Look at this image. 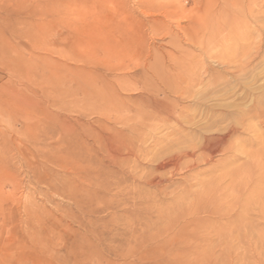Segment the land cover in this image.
<instances>
[{
	"label": "rangeland",
	"instance_id": "rangeland-1",
	"mask_svg": "<svg viewBox=\"0 0 264 264\" xmlns=\"http://www.w3.org/2000/svg\"><path fill=\"white\" fill-rule=\"evenodd\" d=\"M258 136L264 0H0V264H264Z\"/></svg>",
	"mask_w": 264,
	"mask_h": 264
},
{
	"label": "bare ground",
	"instance_id": "bare-ground-1",
	"mask_svg": "<svg viewBox=\"0 0 264 264\" xmlns=\"http://www.w3.org/2000/svg\"><path fill=\"white\" fill-rule=\"evenodd\" d=\"M261 143H264V141H262V139H263V136L262 137H260V136H258V138H257ZM206 142L207 143H209L210 144V142H212L214 145H215V147L216 148H219V149H221V147H225L226 146V139L224 138V137H221V138H219V139H216V138H213V137H211V138H207L206 139ZM207 145L206 147H208V146H210V145ZM235 145V144H234ZM233 147L234 146H232V145H228L226 148H223L222 149V152H225V151H231L232 149H233ZM206 149V148H205ZM212 149V148H211ZM213 151L215 150V149H212ZM235 150H236V148H235ZM259 150V149H258ZM220 151V150H219ZM256 153H252V152H250V153H248L246 156V158H247V160H248V163L246 164L247 166H249V169L248 170H244L245 168H242V169H238L237 170V172L236 173H230V180L231 181H236L238 178H239V180H240V183H243V182H245V183H248V182H251L250 180L251 179H254V177H252L253 175H252V171L250 170V168H252V167H256V168H260V166L262 165V161H263V156H264V146L262 147V149L261 150H259V151H255ZM205 153V152H204ZM205 155H207V153L205 154ZM210 155V154H209ZM243 166V165H242ZM251 166V167H250ZM246 167V166H245ZM239 172H241L242 174V176L241 177H238L239 175H237V173H239ZM252 175V176H251ZM243 178H245V181H244V179ZM220 179L221 178H219V180H218V183H219V181H220ZM261 181H262V177H261V179H260ZM238 182V181H237ZM237 182L235 183V184H237ZM217 183V182H216ZM214 184V186H216V185H218V184ZM220 184V183H219ZM231 184V183H230ZM229 184V186H231ZM234 184V185H235ZM238 184H239V182H238ZM240 185V184H239ZM210 186L212 187L213 185L212 184H210ZM207 187H209V186H207ZM206 187V188H207ZM217 187V186H216ZM216 187H215V189H216ZM234 187V186H233ZM218 189H219V187H217ZM227 188V187H226ZM226 188H225V190H226ZM235 188V187H234ZM234 188H233V190H234ZM237 188V187H236ZM208 190H209V188H208ZM217 190V189H216ZM218 191V190H217ZM211 192V191H210ZM214 192V191H213ZM220 192V191H219ZM209 193V192H208ZM201 195L203 194V193H200ZM206 194H207V190H206ZM215 194H216V191H215ZM200 195V196H201ZM203 195H205V194H203ZM212 195V194H211ZM217 195V194H216ZM207 196H208V194H207ZM209 196H210V194H209ZM206 198V197H205ZM219 197H217V198H215V199H218ZM250 199V198H249ZM233 203H235V202H233ZM245 203V202H244ZM244 203H242V204H244ZM231 204H232V202H231ZM230 204V206L231 207H233L232 205H234V204H232L231 205ZM227 207H228V205H226ZM242 207H243V205H241ZM247 207H249V206H247ZM259 207V206H258ZM245 208V207H244ZM261 208H263V206H260V209ZM226 235H227V233H225ZM239 234V233H238ZM222 235V234H221ZM226 235H224L225 236V239H228V237H226ZM230 236V235H229ZM237 236V235H236ZM224 239V240H225ZM227 243V242H226ZM228 244V243H227ZM211 246H213V244H205V247L207 248V249H205V250H208V251H211L212 249H209ZM204 250V249H203ZM200 253H201V250L199 251ZM203 252V251H202ZM195 254V253H194ZM197 254V253H196ZM203 254V253H202ZM208 254H211L210 256H212V258H214V254H213V252H211V253H209L208 252ZM224 254L225 253H221L218 257L219 258H225V256H224ZM208 255L205 253V257H207ZM197 257V256H196ZM199 258V257H198ZM202 258H204L203 256H202ZM214 259H216V257L214 258Z\"/></svg>",
	"mask_w": 264,
	"mask_h": 264
}]
</instances>
